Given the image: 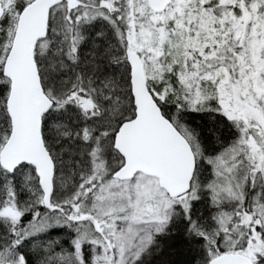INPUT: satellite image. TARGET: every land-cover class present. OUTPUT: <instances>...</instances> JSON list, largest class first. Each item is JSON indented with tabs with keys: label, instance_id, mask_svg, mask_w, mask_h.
Listing matches in <instances>:
<instances>
[{
	"label": "snow or ice",
	"instance_id": "6c2138e0",
	"mask_svg": "<svg viewBox=\"0 0 264 264\" xmlns=\"http://www.w3.org/2000/svg\"><path fill=\"white\" fill-rule=\"evenodd\" d=\"M0 264H264V0H0Z\"/></svg>",
	"mask_w": 264,
	"mask_h": 264
}]
</instances>
